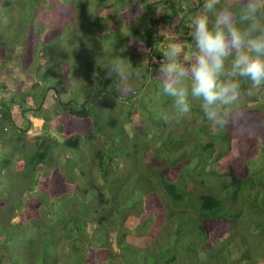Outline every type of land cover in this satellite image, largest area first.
Segmentation results:
<instances>
[{
  "label": "trees",
  "instance_id": "trees-1",
  "mask_svg": "<svg viewBox=\"0 0 264 264\" xmlns=\"http://www.w3.org/2000/svg\"><path fill=\"white\" fill-rule=\"evenodd\" d=\"M204 3L0 0V68L14 86L0 99V264H62L64 247L66 264H264V86L248 95L251 81L226 61L244 114L231 128L209 121L200 100L189 96L180 115L158 95L167 45L181 42L191 62ZM216 7L247 27L242 0ZM120 57L141 74L123 99L105 79Z\"/></svg>",
  "mask_w": 264,
  "mask_h": 264
},
{
  "label": "clouds",
  "instance_id": "clouds-1",
  "mask_svg": "<svg viewBox=\"0 0 264 264\" xmlns=\"http://www.w3.org/2000/svg\"><path fill=\"white\" fill-rule=\"evenodd\" d=\"M219 3L205 0L204 11H197L191 20L195 51L190 63L184 62L181 42L167 45L157 70L161 82L158 95L171 97L180 115L190 112L189 96L200 100L209 121L231 128L244 114L234 107L242 95L240 79H223L226 61L231 58L232 77L251 81L248 95L264 86V0H242L241 20L247 22L243 30L236 26L232 11L217 10ZM124 60L120 57L106 67L105 79L112 81L118 99L134 93L129 82L141 75L137 67ZM40 127L34 125L36 130L30 133L40 132Z\"/></svg>",
  "mask_w": 264,
  "mask_h": 264
},
{
  "label": "rangeland",
  "instance_id": "rangeland-1",
  "mask_svg": "<svg viewBox=\"0 0 264 264\" xmlns=\"http://www.w3.org/2000/svg\"><path fill=\"white\" fill-rule=\"evenodd\" d=\"M2 15L4 16V20H8V16H9V14H7L6 16H5V14H3L2 13ZM13 16H15V14L13 13L12 14ZM57 25V24H56ZM62 27H63V25L62 24H59V25H57V28H58V30H59V32L60 33H58V34H62L63 32H62ZM62 32V33H61ZM47 38H48V40H47V43H48V41L49 40H51V37H48L47 36ZM84 49H86V50H89V49H93V51H94V56H95V58H97L98 60L97 61H104L105 59H108L107 58V56H106V53H107V49H106V47H104V46H101L100 48H94L93 47V43H91V42H89V44L87 43L84 47H83ZM65 49H74L73 47L72 48H69V47H66ZM122 49H124L123 51H122V54L123 55H131V54H137L139 51H141L140 50V47H138V46H124ZM100 56V57H99ZM13 57V56H12ZM21 56H18V58H20ZM23 57V59L24 60H27L28 59V55H26V56H22ZM29 58H31V55L29 56ZM13 59V61H14V63H15V60L16 59H14V57L12 58ZM21 60V59H20ZM105 66H108V65H105ZM61 73H62V71H61ZM10 75H11V73H10ZM6 76H7V73H6V70H5V68H0V87H1V85H7L6 86V88L5 89H1L0 88V99L1 100H8L9 98H10V96L13 94V92H14V86H11L10 84H6ZM7 77H9V76H7ZM80 86H82L83 84H79ZM78 85V86H79ZM67 87V86H66ZM82 89V87H76V89ZM24 89V88H23ZM69 89V87L67 88V90ZM73 91V90H72ZM67 92V91H66ZM74 92V91H73ZM47 93L49 94L50 92L49 91H47ZM262 93H264V88L262 89ZM66 96H68V95H66L65 94V96H64V98H66ZM259 101V100H258ZM263 101V100H262ZM259 103H260V101H259ZM249 105V107L250 108H254L255 106H257V103L256 102H254V103H249L248 104ZM261 109V108H260ZM36 127H39V125H41V123L40 122H36ZM34 126V125H33ZM0 143H1V141H0ZM0 148H1V146H0ZM88 227L90 228V229H94L95 227H96V220H95V217H93V214L92 215H90V217H89V220H88ZM98 228H99V226H98ZM88 231V230H87ZM57 249H61L60 247H58ZM61 251H63L62 253L65 255V257H63L62 258V264H66V263H68L69 261H70V258L72 259V257L73 256H71V257H69V255H68V249L66 248V247H64V248H62V250Z\"/></svg>",
  "mask_w": 264,
  "mask_h": 264
},
{
  "label": "water",
  "instance_id": "water-1",
  "mask_svg": "<svg viewBox=\"0 0 264 264\" xmlns=\"http://www.w3.org/2000/svg\"><path fill=\"white\" fill-rule=\"evenodd\" d=\"M107 83L108 82H106L105 84H103L100 90H103L106 87Z\"/></svg>",
  "mask_w": 264,
  "mask_h": 264
}]
</instances>
